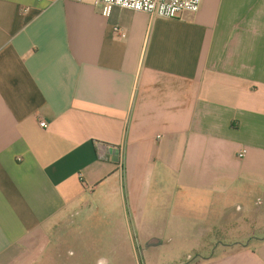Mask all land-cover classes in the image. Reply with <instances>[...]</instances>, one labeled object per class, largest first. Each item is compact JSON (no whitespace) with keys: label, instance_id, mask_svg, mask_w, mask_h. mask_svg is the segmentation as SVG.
<instances>
[{"label":"crops","instance_id":"crops-1","mask_svg":"<svg viewBox=\"0 0 264 264\" xmlns=\"http://www.w3.org/2000/svg\"><path fill=\"white\" fill-rule=\"evenodd\" d=\"M262 187L264 0H202L176 19L0 0V264H40L53 233L101 208L148 249L160 239L143 225L164 208L170 246V225L194 222L189 193ZM260 229L219 253L207 229L205 256L192 245L178 264H264Z\"/></svg>","mask_w":264,"mask_h":264},{"label":"rangeland","instance_id":"rangeland-1","mask_svg":"<svg viewBox=\"0 0 264 264\" xmlns=\"http://www.w3.org/2000/svg\"><path fill=\"white\" fill-rule=\"evenodd\" d=\"M188 195L186 200L190 204L180 209V214L187 215L198 225L175 220L170 225L175 233L170 246L165 245L163 237L164 218L160 217L164 208L157 207V211H154L150 221L155 223L143 225L155 230V236L160 239L159 245L152 249H148L151 241L144 240L140 235L138 237L135 223L131 225V238L126 233L124 218L118 213L111 215L108 210L101 208L100 212H94V209L87 215L75 217L69 228H62L57 235L53 233L50 249L40 264H178L185 260L184 252L192 245L199 248L201 257L205 256L207 249H202L201 245L209 241L207 229H211L208 234L216 238L212 253H219L221 248L216 249L219 244L234 242L229 238H235L236 229L239 232L242 230V234L249 232L251 236L261 235L260 228L264 225V187L231 196L216 193ZM163 199H167L168 203L174 202L173 196L163 195L160 202ZM201 231L205 233L204 238L190 240L192 234Z\"/></svg>","mask_w":264,"mask_h":264},{"label":"built area","instance_id":"built-area-1","mask_svg":"<svg viewBox=\"0 0 264 264\" xmlns=\"http://www.w3.org/2000/svg\"><path fill=\"white\" fill-rule=\"evenodd\" d=\"M79 2L88 1L93 5L102 8V15L110 16L114 7H121L137 12H145L153 17L164 19L181 18L185 14H196L199 12L202 0H76ZM120 32L119 29L116 30ZM42 128H48L45 121H40ZM246 150L238 153L239 158H244Z\"/></svg>","mask_w":264,"mask_h":264},{"label":"water","instance_id":"water-1","mask_svg":"<svg viewBox=\"0 0 264 264\" xmlns=\"http://www.w3.org/2000/svg\"><path fill=\"white\" fill-rule=\"evenodd\" d=\"M112 152H113V154H114L115 156H118V155H119V150H118V149H114Z\"/></svg>","mask_w":264,"mask_h":264}]
</instances>
